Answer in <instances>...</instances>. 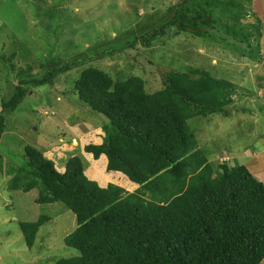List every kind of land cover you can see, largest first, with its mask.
Masks as SVG:
<instances>
[{
    "label": "rangeland",
    "instance_id": "374dc122",
    "mask_svg": "<svg viewBox=\"0 0 264 264\" xmlns=\"http://www.w3.org/2000/svg\"><path fill=\"white\" fill-rule=\"evenodd\" d=\"M181 1L0 0V116L5 119L0 139V264H55L77 255L63 242L76 228L74 215L64 205L38 204L37 188L26 194L8 189L16 177L22 178L21 169L29 163L26 147L42 154L60 174L69 160L78 158L85 176L100 188H120L123 196L138 189L122 175L105 174L104 158L96 161L84 152L85 145L102 143L112 128L79 100L74 89L86 67L100 69L113 84L138 77L150 96L163 90L162 72L201 68L234 84L227 118L213 115L186 123L196 150L203 152L213 169L221 164L245 166L264 186V178L255 176L264 169V155L257 160V154L264 153V0L245 7L246 16L237 27L258 25L263 30L250 37L249 49L241 40L234 43L218 34L219 27L204 28L203 39L163 30L173 20L166 11ZM194 4H188L187 11L196 5L205 8V0ZM220 12H211L214 25L217 19H227ZM76 61L81 65L57 75L52 85L32 81ZM16 86L25 91L22 102L2 113L1 102L12 98ZM39 218L45 222L29 249L19 223Z\"/></svg>",
    "mask_w": 264,
    "mask_h": 264
},
{
    "label": "trees",
    "instance_id": "16d2710c",
    "mask_svg": "<svg viewBox=\"0 0 264 264\" xmlns=\"http://www.w3.org/2000/svg\"><path fill=\"white\" fill-rule=\"evenodd\" d=\"M195 1L170 7L165 15L173 20L163 30L203 39L204 28L219 27L218 34L234 43L241 40L248 49L250 37L262 34L258 25L237 29L253 0H205V8L187 11ZM218 9L227 19H217L215 26L211 12ZM250 28L254 30L248 32ZM79 65L68 62L32 81L52 85L57 75ZM159 77L163 90L153 96L145 94L140 78L113 84L95 67H86L74 81L79 100L112 126L111 135L85 145L84 152L96 161L104 158L105 174L124 176L138 187L134 193L123 196L120 188H100L85 176L78 158L69 160L60 174L42 154L25 148L29 163L10 192L37 188L38 204L61 203L75 217L76 228L63 242L77 255L55 264H260L264 259V186L245 166L213 169L196 150L186 123L213 115L227 118L234 84L201 68ZM24 96L16 86L12 98L1 102V112L17 109ZM4 122L0 116V139ZM44 222L19 223L29 249Z\"/></svg>",
    "mask_w": 264,
    "mask_h": 264
},
{
    "label": "crops",
    "instance_id": "0c3cea01",
    "mask_svg": "<svg viewBox=\"0 0 264 264\" xmlns=\"http://www.w3.org/2000/svg\"><path fill=\"white\" fill-rule=\"evenodd\" d=\"M263 155H264V153L261 154V155L257 154V156H258V159H257L258 162L260 161V159H261V157H262ZM255 176H256V178H257V176H258V178L262 180V179L264 178V169L257 171V174H256Z\"/></svg>",
    "mask_w": 264,
    "mask_h": 264
}]
</instances>
